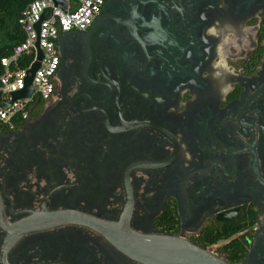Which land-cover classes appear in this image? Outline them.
I'll return each instance as SVG.
<instances>
[{
  "label": "flooded vegetation",
  "instance_id": "flooded-vegetation-1",
  "mask_svg": "<svg viewBox=\"0 0 264 264\" xmlns=\"http://www.w3.org/2000/svg\"><path fill=\"white\" fill-rule=\"evenodd\" d=\"M55 53L49 98L0 128V264H142L39 222L124 208L137 232L264 264V0H103Z\"/></svg>",
  "mask_w": 264,
  "mask_h": 264
},
{
  "label": "built area",
  "instance_id": "built-area-1",
  "mask_svg": "<svg viewBox=\"0 0 264 264\" xmlns=\"http://www.w3.org/2000/svg\"><path fill=\"white\" fill-rule=\"evenodd\" d=\"M65 8L52 0H31L21 12L18 23L24 38L8 56L0 58V128L13 129L26 120L40 101L47 100L52 90V75L57 56L55 41L60 32L85 30L98 15L103 0H63ZM36 34L33 24L39 21ZM41 51L38 68L31 79V94L11 101V93L21 90L27 70L36 59L35 43ZM10 102L6 108L1 104Z\"/></svg>",
  "mask_w": 264,
  "mask_h": 264
},
{
  "label": "water",
  "instance_id": "water-1",
  "mask_svg": "<svg viewBox=\"0 0 264 264\" xmlns=\"http://www.w3.org/2000/svg\"><path fill=\"white\" fill-rule=\"evenodd\" d=\"M55 6L65 8L63 0H52ZM39 21L33 24L36 34ZM36 59L27 70L24 86L21 90L11 93V101L28 97L31 94V79L38 68L42 57L35 43ZM10 102L2 103L6 108ZM128 208H124L117 220H105L86 213L57 211L51 217L40 219L43 227L74 223L86 226L99 233L122 254L142 264H227L221 258L211 254L206 249L173 235L163 233H141L128 226ZM24 228V227H23ZM20 231H27L22 229Z\"/></svg>",
  "mask_w": 264,
  "mask_h": 264
},
{
  "label": "trees",
  "instance_id": "trees-1",
  "mask_svg": "<svg viewBox=\"0 0 264 264\" xmlns=\"http://www.w3.org/2000/svg\"><path fill=\"white\" fill-rule=\"evenodd\" d=\"M30 1L0 0V58L8 56L23 40L24 32L18 18Z\"/></svg>",
  "mask_w": 264,
  "mask_h": 264
},
{
  "label": "clouds",
  "instance_id": "clouds-1",
  "mask_svg": "<svg viewBox=\"0 0 264 264\" xmlns=\"http://www.w3.org/2000/svg\"><path fill=\"white\" fill-rule=\"evenodd\" d=\"M230 90H231V85H227L222 89V93L226 95L227 92H229Z\"/></svg>",
  "mask_w": 264,
  "mask_h": 264
}]
</instances>
